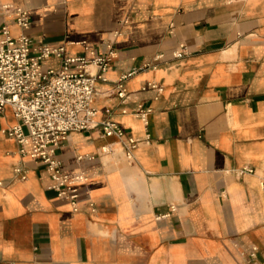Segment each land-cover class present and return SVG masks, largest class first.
<instances>
[{
    "label": "crops",
    "instance_id": "0c3cea01",
    "mask_svg": "<svg viewBox=\"0 0 264 264\" xmlns=\"http://www.w3.org/2000/svg\"><path fill=\"white\" fill-rule=\"evenodd\" d=\"M6 6L28 13L35 42L71 57L114 46L107 82L96 86V122L120 125L140 146L128 160L100 128L68 136L64 172L86 177L75 212L6 136L20 123L7 107L0 264H264V0H0V28L17 37ZM146 66L120 99V80ZM140 107L152 110L148 124ZM245 168L257 173L233 174Z\"/></svg>",
    "mask_w": 264,
    "mask_h": 264
},
{
    "label": "built area",
    "instance_id": "2783aa9c",
    "mask_svg": "<svg viewBox=\"0 0 264 264\" xmlns=\"http://www.w3.org/2000/svg\"><path fill=\"white\" fill-rule=\"evenodd\" d=\"M246 0H226L228 4ZM15 25L21 30L13 36L11 26L0 28V113L7 107L12 108L19 124L5 132L6 136L17 142L20 155L44 166L59 198L68 200L78 212L79 194L77 184L86 181L85 176H70L64 172L58 152L75 132H87L100 128L104 136L115 139L123 148L126 158L132 160L140 141L127 138L124 129L113 122L98 124V111L95 108L97 83L107 82L106 74L117 58L113 45L106 54H97L87 47L85 54L71 57L66 47H52L44 42H35L27 32L32 26L28 13L22 9L6 6ZM187 48L176 54L180 59L186 56ZM161 57L156 60L159 61ZM61 63L58 70L46 68L49 61ZM149 66L140 68L124 76L118 84V96L127 99L125 82ZM162 92L157 85L150 86ZM152 110L140 107L136 115L148 124ZM103 153H110L103 148ZM79 158V161H82ZM254 169L236 170L238 178L255 175ZM16 174L26 180V173L17 169ZM264 189V172L260 178ZM93 212L95 206H91ZM257 249H252L250 257L256 259Z\"/></svg>",
    "mask_w": 264,
    "mask_h": 264
}]
</instances>
